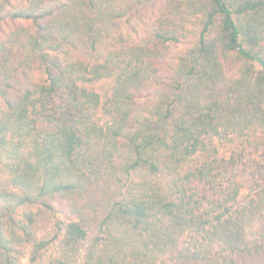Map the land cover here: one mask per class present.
Wrapping results in <instances>:
<instances>
[{
    "label": "trees",
    "instance_id": "obj_1",
    "mask_svg": "<svg viewBox=\"0 0 264 264\" xmlns=\"http://www.w3.org/2000/svg\"><path fill=\"white\" fill-rule=\"evenodd\" d=\"M24 258L264 264V0H0V264Z\"/></svg>",
    "mask_w": 264,
    "mask_h": 264
},
{
    "label": "rangeland",
    "instance_id": "obj_2",
    "mask_svg": "<svg viewBox=\"0 0 264 264\" xmlns=\"http://www.w3.org/2000/svg\"><path fill=\"white\" fill-rule=\"evenodd\" d=\"M56 208H57L56 215H57L58 217L63 218V213L60 212V210L58 209L57 206H56ZM47 230H48V228H44V229L41 228L40 231H39V233L42 234V233L46 232ZM23 264H28V260H27L26 258L23 259Z\"/></svg>",
    "mask_w": 264,
    "mask_h": 264
}]
</instances>
